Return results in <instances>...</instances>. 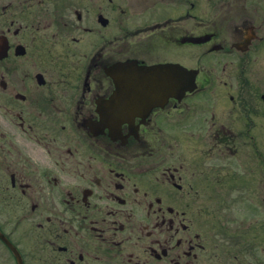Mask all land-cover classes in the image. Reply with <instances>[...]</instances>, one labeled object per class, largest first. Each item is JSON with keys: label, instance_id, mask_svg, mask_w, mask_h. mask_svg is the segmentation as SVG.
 Returning a JSON list of instances; mask_svg holds the SVG:
<instances>
[{"label": "flooded vegetation", "instance_id": "1", "mask_svg": "<svg viewBox=\"0 0 264 264\" xmlns=\"http://www.w3.org/2000/svg\"><path fill=\"white\" fill-rule=\"evenodd\" d=\"M260 143L264 0H0V264H254Z\"/></svg>", "mask_w": 264, "mask_h": 264}, {"label": "rangeland", "instance_id": "2", "mask_svg": "<svg viewBox=\"0 0 264 264\" xmlns=\"http://www.w3.org/2000/svg\"><path fill=\"white\" fill-rule=\"evenodd\" d=\"M264 152V146L260 143ZM261 161V160H260ZM262 164L254 156V179L252 191L245 197L226 196L220 199L217 209L209 211L207 224H222L223 237L227 239V251L235 245V253H243L248 262L264 264V231L253 242L250 235L249 224H264V180L261 175ZM260 208V209H258ZM245 248L237 252V247ZM247 245V246H245ZM233 253V251H232Z\"/></svg>", "mask_w": 264, "mask_h": 264}]
</instances>
